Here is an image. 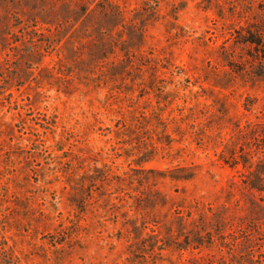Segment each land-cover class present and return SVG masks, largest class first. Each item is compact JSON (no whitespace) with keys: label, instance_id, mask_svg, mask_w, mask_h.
Segmentation results:
<instances>
[{"label":"rangeland","instance_id":"374dc122","mask_svg":"<svg viewBox=\"0 0 264 264\" xmlns=\"http://www.w3.org/2000/svg\"><path fill=\"white\" fill-rule=\"evenodd\" d=\"M0 264H264V0H0Z\"/></svg>","mask_w":264,"mask_h":264}]
</instances>
